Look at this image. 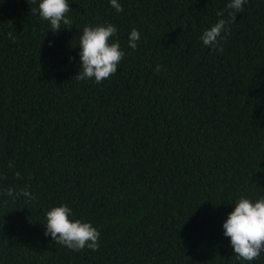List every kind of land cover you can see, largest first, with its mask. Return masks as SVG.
<instances>
[{"label": "trees", "instance_id": "16d2710c", "mask_svg": "<svg viewBox=\"0 0 264 264\" xmlns=\"http://www.w3.org/2000/svg\"><path fill=\"white\" fill-rule=\"evenodd\" d=\"M67 2L54 33L40 0H0V264H264L223 229L241 197H264V0L222 53L200 37L230 0ZM106 24L125 57L100 84L77 80L84 27ZM25 188L33 199L7 195ZM62 205L98 229V251L45 237Z\"/></svg>", "mask_w": 264, "mask_h": 264}, {"label": "clouds", "instance_id": "9594fccd", "mask_svg": "<svg viewBox=\"0 0 264 264\" xmlns=\"http://www.w3.org/2000/svg\"><path fill=\"white\" fill-rule=\"evenodd\" d=\"M110 2L117 13L123 11L118 0H110ZM246 2L247 0H230L226 5V9L229 10L227 18L223 11L217 12L220 19L205 30L200 37L205 47H209L214 53L223 52V45L220 41L221 39L226 41L227 37L222 36V33L230 31L229 25L236 22L237 14L243 11ZM38 10L40 17L50 23V29L54 33L65 28L62 24L70 26L72 23L66 16L70 11L67 0H40ZM117 32V27L112 24L84 27L79 42L82 66L79 74L75 76L77 80L84 81L94 78L95 82L100 84L117 72L120 62L125 57L119 40L112 42ZM9 38H12L11 33H9ZM140 39L141 33L135 28L132 29L129 36V47L135 50ZM161 67L157 65L155 71L159 73ZM16 175L17 178L20 177L19 173ZM7 195L34 198L27 188L22 189L20 193H14L13 189H8ZM71 215L72 209L67 205L53 207L48 211L47 222L44 224L45 237L50 236L56 245L66 246L76 252L86 247L92 251H98L101 233L91 223L70 219ZM223 229L224 236L230 238L231 246L238 259L248 262L258 259L264 252V197L256 201L241 197L235 203L234 211L229 213Z\"/></svg>", "mask_w": 264, "mask_h": 264}]
</instances>
